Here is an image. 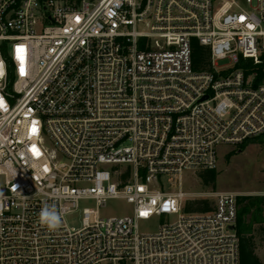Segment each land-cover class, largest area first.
<instances>
[{
	"label": "built area",
	"instance_id": "obj_1",
	"mask_svg": "<svg viewBox=\"0 0 264 264\" xmlns=\"http://www.w3.org/2000/svg\"><path fill=\"white\" fill-rule=\"evenodd\" d=\"M263 39L264 0H0V264H241L240 194L184 177L264 135V78L237 69ZM113 200L131 211L100 217Z\"/></svg>",
	"mask_w": 264,
	"mask_h": 264
},
{
	"label": "rangeland",
	"instance_id": "obj_2",
	"mask_svg": "<svg viewBox=\"0 0 264 264\" xmlns=\"http://www.w3.org/2000/svg\"><path fill=\"white\" fill-rule=\"evenodd\" d=\"M261 51L264 53V39ZM218 65L223 68L231 67L232 64L229 60H221ZM219 158L217 167L219 177L215 187H204L198 177L199 174L197 176V174L187 173L184 177V191L191 193L194 198L209 197L210 193L217 192H234L246 197H264V137L255 143L248 144L243 149L231 150L229 147H222ZM84 208L96 209V206L92 202H82L80 208L67 217L69 226L80 227L82 225ZM130 211V206L126 202L113 200L99 210V215L103 218L124 216ZM139 227L143 233L155 232L158 229V219L140 222Z\"/></svg>",
	"mask_w": 264,
	"mask_h": 264
},
{
	"label": "trees",
	"instance_id": "obj_3",
	"mask_svg": "<svg viewBox=\"0 0 264 264\" xmlns=\"http://www.w3.org/2000/svg\"><path fill=\"white\" fill-rule=\"evenodd\" d=\"M3 54L7 62L9 63L8 51L6 48H3ZM260 59L262 60V64H255L253 59L250 58H239V64L237 65V69L245 70L247 76L252 73H257V82L262 81L264 78V53L261 51ZM192 61H193V69L196 72H209L212 70V59L211 52L208 47L202 46L197 40H192ZM264 137L261 136L258 139L248 141L238 149H243L250 143H255ZM234 153V152H232ZM199 179L204 187H215L216 182L219 177V172L217 170H209L204 171L199 174ZM239 206H244L241 212L238 214L237 221V232L240 238V247H241V264H262L259 258L255 253V248L252 244H248L247 240L244 238L243 233L240 226V220L243 215L249 212L248 206H264V197H239ZM212 209L211 204L206 200H198L192 202L188 205L189 211H198V212H206Z\"/></svg>",
	"mask_w": 264,
	"mask_h": 264
},
{
	"label": "crops",
	"instance_id": "obj_4",
	"mask_svg": "<svg viewBox=\"0 0 264 264\" xmlns=\"http://www.w3.org/2000/svg\"><path fill=\"white\" fill-rule=\"evenodd\" d=\"M244 206H239V213ZM249 212L242 216L240 226L248 244H252L255 253L264 264V206H248Z\"/></svg>",
	"mask_w": 264,
	"mask_h": 264
},
{
	"label": "clouds",
	"instance_id": "obj_5",
	"mask_svg": "<svg viewBox=\"0 0 264 264\" xmlns=\"http://www.w3.org/2000/svg\"><path fill=\"white\" fill-rule=\"evenodd\" d=\"M38 219L50 231H55L62 226V217L55 205L44 204L41 208Z\"/></svg>",
	"mask_w": 264,
	"mask_h": 264
},
{
	"label": "snow or ice",
	"instance_id": "obj_6",
	"mask_svg": "<svg viewBox=\"0 0 264 264\" xmlns=\"http://www.w3.org/2000/svg\"><path fill=\"white\" fill-rule=\"evenodd\" d=\"M241 19H243V18H241Z\"/></svg>",
	"mask_w": 264,
	"mask_h": 264
},
{
	"label": "water",
	"instance_id": "obj_7",
	"mask_svg": "<svg viewBox=\"0 0 264 264\" xmlns=\"http://www.w3.org/2000/svg\"><path fill=\"white\" fill-rule=\"evenodd\" d=\"M205 99H207V98H205Z\"/></svg>",
	"mask_w": 264,
	"mask_h": 264
}]
</instances>
